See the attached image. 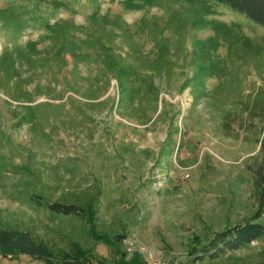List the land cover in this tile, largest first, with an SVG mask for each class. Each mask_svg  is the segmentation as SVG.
Instances as JSON below:
<instances>
[{
  "label": "rangeland",
  "instance_id": "obj_1",
  "mask_svg": "<svg viewBox=\"0 0 264 264\" xmlns=\"http://www.w3.org/2000/svg\"><path fill=\"white\" fill-rule=\"evenodd\" d=\"M263 134L264 27L225 5L0 0L1 223L67 249L81 223L30 196L93 197L126 264H264V235L199 260L255 214Z\"/></svg>",
  "mask_w": 264,
  "mask_h": 264
},
{
  "label": "trees",
  "instance_id": "obj_2",
  "mask_svg": "<svg viewBox=\"0 0 264 264\" xmlns=\"http://www.w3.org/2000/svg\"><path fill=\"white\" fill-rule=\"evenodd\" d=\"M211 1L225 5L253 23L264 27V0ZM260 152L262 159L250 169L252 196L257 204L255 214L244 225L228 229L217 235L200 252L199 260L218 259L225 253L235 251L264 235V227L257 223L264 214V134ZM29 200L33 204L49 210L56 217L76 219L81 223L83 234H80L78 240L68 238L67 249H61L34 234L30 229H20L0 221V255L27 256L43 264H107L102 257L95 255L93 251L96 244H101L107 247L111 255L115 257L116 264H126L119 259V256L122 255L119 249L125 239L124 235L111 236L96 230L98 207L97 201L93 197H87L81 204L50 203L38 195H31ZM89 256L92 258L90 259ZM131 264L137 263L134 261Z\"/></svg>",
  "mask_w": 264,
  "mask_h": 264
},
{
  "label": "built area",
  "instance_id": "obj_3",
  "mask_svg": "<svg viewBox=\"0 0 264 264\" xmlns=\"http://www.w3.org/2000/svg\"><path fill=\"white\" fill-rule=\"evenodd\" d=\"M152 264H157V263L153 262Z\"/></svg>",
  "mask_w": 264,
  "mask_h": 264
}]
</instances>
